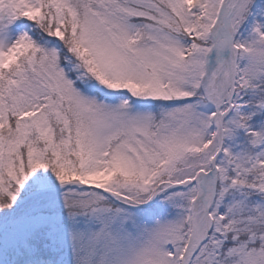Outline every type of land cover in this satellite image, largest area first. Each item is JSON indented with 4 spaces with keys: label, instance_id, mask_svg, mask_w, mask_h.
<instances>
[{
    "label": "snow or ice",
    "instance_id": "1",
    "mask_svg": "<svg viewBox=\"0 0 264 264\" xmlns=\"http://www.w3.org/2000/svg\"><path fill=\"white\" fill-rule=\"evenodd\" d=\"M0 264H264V0H0Z\"/></svg>",
    "mask_w": 264,
    "mask_h": 264
}]
</instances>
